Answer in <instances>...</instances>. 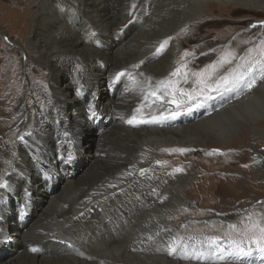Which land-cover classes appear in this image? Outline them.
Instances as JSON below:
<instances>
[{"label":"bare ground","instance_id":"6f19581e","mask_svg":"<svg viewBox=\"0 0 264 264\" xmlns=\"http://www.w3.org/2000/svg\"><path fill=\"white\" fill-rule=\"evenodd\" d=\"M20 1H31L28 6L23 5L25 12L33 9L28 21L23 18L20 22L28 26L23 35L26 36L29 49L35 55H39V63L48 69L49 86L53 93L51 106L58 120L51 124L50 121L37 122L30 134H24L25 139L16 143L17 155L13 159L7 178L11 188L0 189V199L6 197L4 203L0 204V264H136L140 260L138 257L148 258L149 262L159 261L165 264H207L192 260L183 261L171 256L168 250L158 247V234L155 236L149 233L150 227L147 229V225L158 221L159 235L165 236L168 241L173 240L167 224V213L171 207L169 201L171 205L176 206L183 203L186 198L185 190L192 179L183 175L182 171H177L173 174V180H163L159 176L160 181H157L158 179L155 181L153 179L155 174L151 169L152 166L149 165L151 155H147L148 149L151 148L157 156L164 148L203 146L211 144V140L228 142L237 129L235 124L237 119L243 118L251 124L264 116V107L260 104L248 107L252 99L250 100L246 87H243L239 90L242 92L239 98L237 95L234 96L236 99L230 100V103L225 100V103L220 105L223 106L221 109L216 111L220 106L214 110L210 109L212 112L207 117H202L203 112L197 109L196 113L190 114L189 119H184V121L195 120L193 122L183 124L178 117L171 120L172 127L166 128L155 126L161 121L129 125L126 121L133 115L138 119L150 120L152 115H159L164 107L157 97L148 94L147 88L150 83H147L146 78L142 79L140 72L135 75L131 65L143 59L147 64L144 66L140 64L139 69L144 76L146 75L153 82L160 80L161 73L166 71L172 61L176 47L174 40L170 47L154 54L155 58L150 60L145 56L157 50L165 39L171 38L172 31L159 33L158 29L154 28L165 18H173L172 21L179 22L185 16L196 17L213 7L231 8L232 3L264 7V0H160L154 6L152 16L144 23L146 29L135 34L133 38L130 37L132 32L126 33L127 28L124 23L126 21L122 14V11L129 7L128 0H64L70 7L77 8L86 20L78 19L77 14L68 8L64 10V14H61L57 7L59 0ZM66 15L70 16L68 23L63 18ZM91 33L95 35H90ZM150 33L154 35L152 34V38L149 39ZM18 34H20L19 30ZM92 36L94 37L91 38ZM127 37L129 39L125 42ZM95 40L100 42L96 44ZM76 59L83 61L90 77L86 78L85 74H82L81 81L77 79V75L72 77L71 63ZM126 64H131L127 68V74L113 87V78L116 77L117 72H120L119 68ZM79 84L84 85L86 90L83 92L82 87L83 89L80 88L79 91L83 92L84 96L90 93L89 98L81 99L78 93H71V89ZM104 88L109 90L110 96H103ZM116 88L117 92L114 91ZM259 89H264V80L261 83L258 81L249 90L250 94ZM110 90L115 93H111ZM135 99L142 101L135 104ZM89 104L98 111L100 115L98 125H101L104 134L102 131L101 134L96 132L98 130L96 119L87 120L86 109ZM140 106L148 107L149 112L140 115L135 113L136 108ZM18 110L26 112L27 108L25 104H21ZM92 125L96 126L93 134L90 132ZM62 127L69 128L67 132L70 133L71 138L68 142L59 141L54 132ZM252 128L257 129V126L252 125ZM86 153L90 154L92 162L103 153L102 160L105 164L98 168L90 162L76 181L62 178V170L68 167V172L72 171L73 160L63 165L62 162L58 163L57 158L66 159L68 154L76 157ZM141 169H144L142 174L150 176L148 182H142ZM38 170L45 173L46 177L50 174L58 181V185H54L51 191L46 188L43 191L44 185L41 180L34 181L33 175ZM259 170L264 173V168ZM127 174H132L133 177ZM139 182L142 188L139 193L142 203L136 208L130 219L131 222L123 230L126 233L117 239L110 237L111 235L107 236L108 231L117 228L115 226L117 221L122 224V217L117 214L116 220L112 221V218L107 223L95 213L105 210L107 206L113 207L110 202L114 201V193H118L119 189L133 188L137 191ZM39 192L44 196L36 197ZM71 196L73 201L67 203L66 199ZM13 197L17 203L19 202V206L12 204ZM43 200L44 206H42ZM55 205L61 208L53 214L55 222L47 226L44 221L51 214L50 208ZM15 211L18 223H24L28 219L22 230L18 229L17 222L12 221ZM88 223L89 225L86 226ZM33 237L39 238L41 245L39 247L51 248V253L32 252L34 246L29 245L28 241L31 239L33 241ZM78 237L86 253L93 257L92 260H85L84 258L87 257L80 259L68 253L77 254L76 248H81ZM92 239L101 240L112 251L109 253V250L106 252L101 248L92 249L89 243ZM9 243L11 244L7 249L8 253L4 255L6 251L1 247Z\"/></svg>","mask_w":264,"mask_h":264},{"label":"rangeland","instance_id":"374dc122","mask_svg":"<svg viewBox=\"0 0 264 264\" xmlns=\"http://www.w3.org/2000/svg\"><path fill=\"white\" fill-rule=\"evenodd\" d=\"M159 1L160 0H133L132 2V0H128L129 7L124 9L122 14L126 21L124 22L127 28L126 33H134H131L130 37L133 38L135 34H139L146 29L144 23L152 16L153 8ZM28 4H31V1L0 0V79H2L0 80L2 81L0 82V176H2L4 180H7L9 177L8 173L11 169L5 161L13 162L14 158L12 153L13 151H17V134H29L37 122L43 123L50 121L49 123L51 124L58 120L56 119L57 114L52 111L51 103H49V101L52 102L53 93L49 86L50 78L48 69L45 65L39 63V55H35L31 52L25 40L26 36L23 35L28 29V26L24 23L22 24L20 20L26 18L28 21L30 13L33 11V9L28 12L24 11L23 5L28 6ZM231 5L232 7L228 9L221 6L213 7L205 13H200L196 17L185 16L184 19H181L182 21L180 20L179 22L172 21L173 18H165L159 25L154 26V28L158 29L157 32L159 33L172 31L171 39H165L169 41L165 49L170 47L172 40H174L176 45L172 61L166 68V71L163 74L161 73L158 82H153L149 77L146 75L144 76L142 70L140 71L139 67L147 64L143 59L135 64L139 65V67L126 64L127 66L123 65V67L119 68L120 71H124L127 74V68L131 65L135 75L140 72L142 79L144 80V78H146L145 80L147 83H150V86L147 88L148 94L151 95L152 91L157 93L156 97L159 103L164 105V107H162V111H164L166 108H174L175 106H170V104L167 103V101L171 99V96L164 95V89L157 88L158 83L162 80L175 81L177 82V87L185 88L195 93L203 88L205 84L213 83L214 78L209 79V73L212 71L211 66L217 64L225 54H230L228 58L231 59L232 62L225 65L223 68H219V75H223L229 70H243V66L255 64L256 62L264 63V25L261 24V22L264 21V7L253 5L243 6L237 3H232ZM133 6H135L134 10L132 9ZM57 7L61 14H64V10L68 8L77 14L78 19L86 20L77 8L70 7L64 0H59ZM69 17L68 15L63 16L67 23L70 22ZM253 25H256V27L253 28ZM18 30L20 34H18ZM96 32L98 33V31ZM152 34L154 35V33H150L149 39L152 38ZM81 35L83 36V33ZM85 37L86 36L83 38L85 39ZM93 37L94 36L91 38ZM128 37L125 39V42L130 38ZM95 42L97 44L100 41L97 42L95 40ZM153 51L145 57H148L150 60L155 58L156 55L154 54L158 53L156 49ZM77 65H79V69H77ZM178 68L180 69V73L173 76L172 73L176 72ZM71 70L72 77L77 75V79L79 78L78 80H80V78H82L81 76L84 74L86 78L90 77L82 60H73L71 63ZM194 73L201 75L196 76L193 75ZM253 74L256 76L255 84L258 81L261 83L262 80L260 78L259 69H254ZM185 80H187V83H185ZM200 80H203L204 83H199ZM81 87L84 88L83 92L86 91L84 85L79 84L71 89V93L77 94ZM87 87L86 85V88ZM103 90L104 97L110 96L108 93L109 90H105V88ZM249 90L250 89L246 87L247 93L249 92V98L250 100L252 99V101L248 103L251 105L249 106L247 104L248 107L259 104L264 107V89H259L255 91L256 93L252 92L251 94ZM238 91L239 90L234 89L208 101L204 107L198 109L203 112L202 117L210 115L212 112L210 109L214 110L222 103H225V100L230 103L236 99L234 96L237 95L239 98L242 92ZM89 94L87 93L85 97H88ZM161 96H164L163 100H161ZM79 97L84 99L83 95ZM138 100L139 99H135L134 103H141L142 100ZM21 104H25L27 108L26 112L18 110V106ZM41 105H43V107ZM222 107L223 106H220L216 111ZM140 109L142 112H134L139 115L149 112L148 107L144 108L140 106ZM196 112L197 110L189 114L181 115V123L184 124L195 121H184V119H189L190 114ZM170 122L171 120H162L161 123L155 126H159L158 128L172 127ZM235 124H237V129L232 133L228 142L211 140V144H202L203 146L195 145L191 148L176 147L173 149L164 148L158 152L157 156L152 152L151 148L148 149L147 155H151L149 165L152 166L151 169L155 176H157L153 178L155 181L157 179V181H160L159 176L163 180H173V174L177 171H182L183 175L192 179L185 190L186 198L183 203L176 206L171 205L169 201L171 207L167 213V224L172 232L173 240L168 241L165 236L162 237V235H159L158 221L152 222L151 225H147V229L150 227V229H148L149 233L155 236L158 234V247H162L168 250V252H171L172 248L176 249L174 253H171V256H175L183 261L192 260L194 262H205L207 264H216L220 262L237 264H242L241 262H244L243 264H248V261H251L252 264H264V257H261L258 253H253L251 257H244L242 261L235 260L231 257H226V260H221L218 256H209L207 254L208 246L204 243L206 237L226 238L227 236H231L234 239H238L242 231L246 227H250L252 223L264 227V173L259 170L264 168V116L258 118L257 121L251 122V124L248 121H244L243 118L242 120L239 118L235 121ZM252 125L257 126V129H253ZM97 126L98 130H96V132L101 134L102 127L98 125V123ZM95 128V125H92V127L90 126L91 134L94 133ZM61 129L63 131H61ZM61 129H56L54 131L58 140L61 142L70 141V133L67 137L63 136V132L69 131V128L62 127ZM104 133L105 132L102 134ZM94 136H96V134ZM13 141H15V143H13ZM180 149H186V151L181 152ZM103 158V153L99 154V157L93 160V162L89 153L76 156L71 165L72 171L69 173L68 167L62 170V178H71L70 180L76 181L83 173V170L90 165V162L94 163V166L98 168L103 166L105 164L104 160H102ZM57 161L61 163L58 159ZM41 172L42 171L39 170L35 172L33 175L34 181L41 180L44 185V189L42 190L45 191L46 188L48 191H51L54 185H58V181L52 178L50 174L46 177L45 173ZM127 175L133 177L132 174ZM140 175L142 182L149 181V175H144L142 173H140ZM134 177L137 178L136 176ZM137 189L139 191H135L133 188L119 189L118 193H114V201L110 202V205L114 206L109 208L107 206L105 210L103 209L104 211L100 210L95 213L99 215L102 220H106L107 223L110 222L112 218V221L116 220L117 214L122 217V224H119L117 221L115 224L117 228L108 231V233H106L107 236L111 235L110 237L113 236L112 238L117 239L126 233L123 230H125L126 226L131 222L130 219H132V214L136 212V208L140 207L142 203L141 196L139 195L142 190L140 182ZM154 192H152L153 195H155ZM35 196L40 197L44 196V194L39 192V195ZM133 196L136 197L133 198ZM71 198L72 196L68 197L66 199L68 202L66 200L65 202L71 203L73 201ZM44 202L43 200L42 206H44ZM12 204L19 206V202L17 203L14 197L12 198ZM58 206L59 205H55L51 207L52 209L50 208L49 213L52 215L49 214L48 219H45V225L51 226L52 222H55L56 219L53 214L61 208V206ZM86 208L85 206V209ZM115 208H117V210ZM116 211L118 212L116 213ZM28 216L29 215H27V217ZM27 220L24 223H18L16 211L14 212L12 221L15 223L17 222L18 229H24ZM89 223L86 226H88ZM79 237L82 238V236ZM79 237L78 240L82 249L76 248L77 254L75 252L68 253H71L70 256L80 259L87 257L84 259L89 261L92 260L93 257L86 253V249H83ZM72 242L74 243L75 241ZM226 242L225 239V243ZM28 243L31 246L33 245V248L37 249L34 253H51V248L44 249L43 247H39L41 246L39 238L33 237V241L31 239ZM89 243L92 249L101 248L105 249L106 252L109 250V253L112 251V249L110 250L109 247H106L107 244L101 242V240L92 239L91 241L89 240ZM10 244L11 243L1 247L3 251H6L4 255L8 253L7 249L10 248ZM95 244L98 246L96 247ZM83 251H85V253ZM196 257H199V259ZM138 258L140 260L137 261L136 264H165V262L159 261L149 262V259L145 257Z\"/></svg>","mask_w":264,"mask_h":264},{"label":"snow or ice","instance_id":"6c2138e0","mask_svg":"<svg viewBox=\"0 0 264 264\" xmlns=\"http://www.w3.org/2000/svg\"><path fill=\"white\" fill-rule=\"evenodd\" d=\"M134 8L135 6H133V10ZM261 24L264 25V21H262ZM252 27L255 28L256 25H253ZM90 35H95V33H91ZM168 42V40H164L157 49V53L164 50ZM229 55L230 54H225V56H222L217 64L211 66L212 71L209 73V79L214 78L213 83L205 84L198 92L193 93L188 89L177 87V82L175 81H160L157 87L164 89V95L171 96V99L168 100L167 103L174 105L175 107L166 108L164 111H160L159 115H152L150 120L138 119L136 115H133L126 122L129 125L135 126L136 124L149 122L158 123L162 120H175L181 115L192 113L193 111L204 107L208 101L223 95L225 92H230L234 89L240 90L243 87L252 89L256 82V76L253 74L254 69H259L260 78L261 80H264V63L262 62H256L255 64L243 66V70H229L225 74L219 75L218 69L223 68L225 65L232 62L231 59L228 58ZM133 67H139V65H134ZM77 69H79V65H77ZM179 73L180 69L178 68L176 72L172 73V75L176 76ZM125 75L126 73L124 71L117 72L116 79L120 80V78ZM128 75H131V73H128ZM193 75L200 76L201 74L194 73ZM185 83H187V80H185ZM199 83L204 82L203 80H200ZM156 95L157 93L155 91L151 92L152 97H156ZM160 98L163 100L164 96H161ZM49 103H51V101H49ZM41 106L43 107V105ZM135 111L140 112L141 109L138 107ZM86 118L89 121L100 118L98 111L91 104H89L86 109ZM68 135L69 133L67 131L63 132L64 137H67ZM16 139L23 141L25 136L17 134ZM13 143H15V141H13ZM180 151L183 152L186 151V149H180ZM16 155V152L13 151V158H15ZM66 159L70 162L74 159V157L72 154H68ZM5 163L9 167H12V161H5ZM140 171L143 173L144 169H141ZM110 187H115V185H110ZM10 188L11 185L8 181L4 180L3 177L0 176V189ZM5 199L6 197L0 199V204L4 203ZM225 239L227 241L226 243ZM204 243L208 246L207 254L209 256H218L221 260L226 257H231L235 260L242 261V258L251 257L253 253H258L261 257H264V227L252 223L250 227H246L242 231L238 239H234L231 236H227L226 238L206 237ZM31 251L36 252L37 249L32 248ZM175 251L176 249L172 248L170 254ZM196 258L199 259V257ZM248 264H252V262L248 261Z\"/></svg>","mask_w":264,"mask_h":264}]
</instances>
